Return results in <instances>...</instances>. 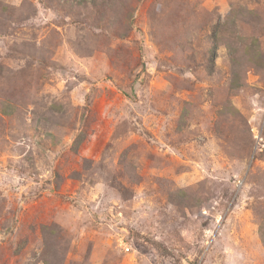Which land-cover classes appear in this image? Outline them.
<instances>
[{"label": "rangeland", "instance_id": "obj_1", "mask_svg": "<svg viewBox=\"0 0 264 264\" xmlns=\"http://www.w3.org/2000/svg\"><path fill=\"white\" fill-rule=\"evenodd\" d=\"M0 264H264V0H0Z\"/></svg>", "mask_w": 264, "mask_h": 264}, {"label": "trees", "instance_id": "obj_2", "mask_svg": "<svg viewBox=\"0 0 264 264\" xmlns=\"http://www.w3.org/2000/svg\"><path fill=\"white\" fill-rule=\"evenodd\" d=\"M214 58V52H211V59L213 60Z\"/></svg>", "mask_w": 264, "mask_h": 264}]
</instances>
